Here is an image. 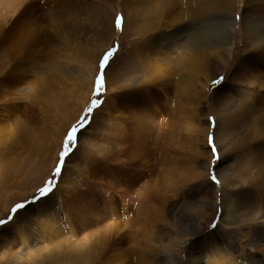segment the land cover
I'll return each instance as SVG.
<instances>
[{
  "label": "rangeland",
  "instance_id": "1",
  "mask_svg": "<svg viewBox=\"0 0 264 264\" xmlns=\"http://www.w3.org/2000/svg\"><path fill=\"white\" fill-rule=\"evenodd\" d=\"M206 2L86 0L57 8L64 14L57 33L67 40H54L49 23L34 30H45L43 41L29 42L19 84L1 91L0 107L14 104L22 116L31 104L34 119L26 134L28 123L0 113L7 120L0 123V264H264V133L255 132L260 114L248 111L257 100L249 78L264 75V52L247 33L256 22L264 34V0H220L214 9ZM40 8L36 17L51 11ZM3 49L0 79L10 65ZM188 51L202 61L198 74L189 71ZM90 60L91 93L79 106L73 83ZM43 78L65 97L58 110L67 120L43 97L30 101ZM140 91L144 107L161 109L146 147L131 102ZM92 99L101 103L87 113ZM82 117L88 123L55 175ZM146 190H154L150 199ZM16 204L24 207L13 213Z\"/></svg>",
  "mask_w": 264,
  "mask_h": 264
},
{
  "label": "bare ground",
  "instance_id": "2",
  "mask_svg": "<svg viewBox=\"0 0 264 264\" xmlns=\"http://www.w3.org/2000/svg\"><path fill=\"white\" fill-rule=\"evenodd\" d=\"M85 1L82 2L80 0H46V1H43V0L42 1L0 0V16L2 17L1 18L2 20L0 19V44L4 45L3 54L6 53V50H7L5 57H6V61H7L8 65L10 64L7 67V69H5L6 71L3 73L4 75H2V77L0 79V100L2 99L1 98V96H2L1 91L3 92L6 88H7L6 90H9L11 92L14 91L10 85L19 84L20 79L22 78V72L26 71V69H24L25 67L23 68V66H22V64L25 63L26 60L24 61L23 59H21V54H23L24 52L26 53L25 48L27 47L29 42L33 38H34L33 39L34 42H39L41 40L43 41V39H44L43 38L44 36L41 33L44 32L45 30H43L38 35L34 34L35 33L34 30L41 27L42 26L41 23H49V24H51V26L54 25L57 27V29H56V27H54V29H55V30H53L54 34H51V36L54 37L53 38L54 40L60 41L63 38H65L67 40V37H65L66 36L65 34H62L61 36H59V32L57 33V31H59V28L61 27V24L63 23V22H61V24H60V18H62L63 17L62 15H64V14L58 12L59 10H57V8L58 7L60 8L61 6H63L64 9H69V8L73 7L74 5L78 6L80 4H83V3H85ZM214 1L207 0V2H206L208 7H209V5H214V6L210 7L211 9H214L217 6L216 3L219 2L220 0H216L215 2ZM206 3H205V5H206ZM222 5H223L222 3H218V6H220V7H222ZM40 6H43V9H46V7H49L48 9L49 10L51 9V11H49L45 15L42 12L43 13L42 16L36 17L35 15L37 14V12L41 11V10H37V8L41 9ZM83 6L85 7V5H83ZM52 8H53V10H52ZM80 9L83 10L81 7H80ZM77 10H79V9H77ZM35 17H36V20L34 21ZM39 18H41V19H39ZM37 19H39V21L36 23ZM62 20H63V18H62ZM60 30H62V29L60 28ZM40 31H41V29H40ZM247 31H248L247 33L250 37L256 36L258 38L259 43L257 42L256 47H257L258 51L264 52V34L259 30L256 22L250 23ZM63 32H66V30H63ZM65 44H67V43H65ZM209 53H211V52H209ZM67 54H68V52H67ZM186 55L189 56V59L192 62H195L194 64H188V67L190 68L189 71L194 72L195 70H197V74H198V71L201 72L200 70L202 68V66H201L202 61H200V58H198L197 61H195L196 52H194V51L189 52L188 51V52H186ZM84 56H86V55H84ZM95 57H96V55H95ZM182 60L184 61V59H182ZM85 61H87V59ZM17 62H18V65L16 64ZM92 63L93 62L91 60L89 61V64L82 63L83 68L80 66L82 68L81 74H80L81 76H79L77 78V80L73 83V92L75 93L78 91V94H79V96L78 95L76 96V98L79 97L78 98L79 106L80 105L82 106L87 101V99L91 93V88H90L91 78H93L92 74L94 71V67H93ZM237 70H242V69L237 68ZM249 70L253 71V68H250ZM256 72H257V75H255V74L252 75V77H254L255 79H251V78H249V79H250V81H252L251 83L253 84V89L256 91L255 98H253V100H255V99H257V100L254 103H252V105L250 107H248V111H249V114H252V113L255 114L256 112L258 114H260L259 117L256 116L257 117L256 120L254 119L255 120L254 125L256 127L255 132L256 133H259V132L264 133V120H262V118H264V115H263L262 111L260 110V108L258 107L259 103L262 102V104H263L262 109H264V100H263L264 99V82H263V79L261 80L262 77L264 78V75L261 76L260 71L259 72L256 71ZM85 73H86V75H85ZM248 73H249V71H248ZM49 80L52 81L50 78H43L40 80V82L34 83V85H33L34 89H32V91H36L37 94L33 95L32 99L30 101H33V103H35L34 100H37L38 96L43 97L44 100H42L41 97L39 98V100H42V102L45 101V104L48 107H50L56 115L59 116L60 112H62L64 109L59 112L58 109L60 108V106H58V104L63 103L65 100V97H60V95L57 94V93H59L58 91L50 90L49 84H51L53 81L51 83H49L50 82ZM148 82L152 83V81L147 80V83ZM53 84H54V82H53ZM53 84H51L50 86L53 87ZM252 84H251V86H252ZM162 91H164L162 93L163 100L165 99L163 105H165L164 106L165 108L166 107L168 108V106H167L168 94H167L165 89H162ZM144 93L145 92L140 91L141 95L138 96L139 93L137 95L135 94L133 96V98L131 99V102L133 103V108L136 110V114H138V119L136 118L137 119L136 121H138V122H136V127H138V128L143 127L142 129L144 130V136H145L143 143H144V147H146V145H147L146 140H147V137L150 136V132L152 129V118L155 119V116L153 114H156V116L158 115L157 116L158 118H161L160 117L161 113H159L161 109L158 105H155L154 103H149L150 106L148 108L144 107V103H148V100H146V98L141 97ZM75 94H77V93H75ZM165 101H166V103H165ZM33 103H32V105H33ZM30 105L31 104H29V106L26 108L22 107V109H23V112L21 110L22 116H19V112H18V110H16L18 108V106H14V104H9V106H6V107H0V113L3 112L8 116H10V115L12 116L14 114L16 116L14 118H17L15 124L28 123L27 125L22 126V128L20 127L21 131H24V132H26V134H28V131L33 130L31 128V125H29L30 119H32V120L34 119V116H33V118H29L32 115V113H31L32 108ZM37 105L38 104H36L35 107H37ZM39 107H40V105H39ZM255 110H257V111H255ZM32 112H34V110ZM68 114L69 113H65L66 120L68 119ZM52 115H54V114H52ZM56 115H54V116H56ZM24 116L26 118H24ZM60 116H62V113ZM63 117H64V115H63ZM3 118H4V116H3ZM4 120H6V119H4ZM4 120L1 118L0 123H3ZM2 129H3V126H2V124H0V133H1ZM148 134H149V136H147ZM259 144L264 147V138L259 141ZM145 192L146 193L143 194L144 198L150 199V197L153 196L151 192H154V190L153 191L146 190ZM151 206H153V205H151ZM109 210L111 211V213L114 214V212H113L114 209L111 205L109 207Z\"/></svg>",
  "mask_w": 264,
  "mask_h": 264
},
{
  "label": "snow or ice",
  "instance_id": "3",
  "mask_svg": "<svg viewBox=\"0 0 264 264\" xmlns=\"http://www.w3.org/2000/svg\"><path fill=\"white\" fill-rule=\"evenodd\" d=\"M120 25V18H117V26L119 27ZM112 51L113 50H109L107 53H105V55L103 56V58L100 61V69H101V73L97 75L96 77V82H95V93H99L102 91L103 87H104V79H103V71L105 68V65L107 64L109 57L112 55ZM101 102L97 99H92L91 103L89 104V106L86 108V112L87 113H91L93 111V109H95ZM88 123L87 118L82 117L80 121H78L77 125H74L68 132V135L65 138V142L63 145V149L60 153V159L59 162L57 163L55 170H54V174L55 175H60L61 174V166L64 164V158L66 156H68L71 152H72V147H70V145H72L73 147L75 146L76 143V133L78 132L79 129H82L86 126V124ZM209 142L212 143V139L211 137L209 138ZM215 151V149H214ZM52 184V181H48L46 182V185L44 188H41L39 190V193L41 196H44L47 194V192H49L51 190L50 185ZM24 207L23 204H16L13 208H12V212L15 213L18 209ZM12 219V216H9V220ZM5 223V221L0 220V224Z\"/></svg>",
  "mask_w": 264,
  "mask_h": 264
}]
</instances>
